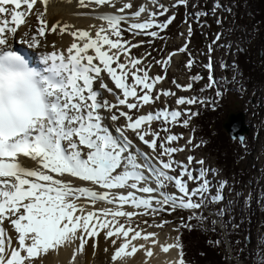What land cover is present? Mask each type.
Wrapping results in <instances>:
<instances>
[{"label":"snow or ice","instance_id":"6c2138e0","mask_svg":"<svg viewBox=\"0 0 264 264\" xmlns=\"http://www.w3.org/2000/svg\"><path fill=\"white\" fill-rule=\"evenodd\" d=\"M37 3L0 0V264H43L44 256L62 247L74 248L75 264L87 247L95 255L101 234L104 253L112 249L110 264H125L140 251L151 258L156 246L165 254L178 250L179 258L171 264H187L178 238L162 243L157 232L147 231L162 229L167 220L150 223L137 218L154 220L177 209L192 210L195 216L209 199H223L222 190L229 182L218 180L221 191L213 195L207 173L219 174L205 167L204 159L194 155L187 156L186 162L176 159V154L193 151L204 142L193 144L194 137H189L179 145L183 134L172 132L178 124L187 128L191 117L199 114L179 106L215 105V100L177 96L171 89L157 88L166 79L173 57L190 55L187 40L166 58L147 61L152 53L133 55L132 50L144 42L132 39L141 35L163 39L161 33L176 19L171 10L189 7V0H172L170 6L161 0H76L77 8L88 10L76 15L104 22L86 29L59 20L49 23L50 0H39L43 10ZM220 9L231 11L215 0L211 12ZM208 14L194 15L199 19ZM30 16L36 17L37 27L17 36ZM217 23L222 20L217 18ZM191 31L189 26V36ZM125 32L132 39H125ZM50 34H68L73 42L66 50H55V41L47 43ZM222 35L218 32L209 45L208 69L213 67V45L225 46L219 43ZM21 46L25 51L53 50L40 52L41 70H29L22 82L13 85L12 77L27 68ZM194 63L190 58L186 68ZM153 64L164 75H150ZM105 76L120 94L109 87ZM201 79L200 75L190 77L192 82ZM173 83L182 91L193 87V83ZM216 83L209 76L207 87ZM105 90L115 103L104 98ZM161 97H175L177 107L170 110L165 101L163 108L142 113ZM17 98L24 99L27 107L16 108L13 100ZM181 117L187 118L181 121ZM153 122L160 127H153ZM129 133L150 151L142 150ZM170 185L175 192L167 190Z\"/></svg>","mask_w":264,"mask_h":264},{"label":"rangeland","instance_id":"374dc122","mask_svg":"<svg viewBox=\"0 0 264 264\" xmlns=\"http://www.w3.org/2000/svg\"><path fill=\"white\" fill-rule=\"evenodd\" d=\"M234 1V0H232ZM161 2L171 4L172 0H161ZM225 7L231 9L230 12H224L223 9L218 10L215 14L211 12L215 0H189V7L179 6L178 8L172 9L171 11L175 13L176 19L173 23L161 33L163 39L152 38L147 35H141L132 39L131 35L128 32L124 33L125 39H132L133 43L143 41L139 48L132 50V54L135 56H144L147 52H151L152 55L147 58V61H153L155 59H164L168 53L173 52L180 47H182L186 40L188 41L189 54L180 53L173 57L172 63L168 67V72L166 79L157 85L158 89H171L176 92L177 96L191 97L196 96L194 90L182 91L176 88L173 80L177 84L187 85L190 83V77L193 75H200L203 79L200 80L198 87L202 88L204 85L209 83V76H212L216 81V85L209 88L208 90L212 93L221 92L220 87H225L226 97L223 101V110L221 115V120L223 124V119L227 117L230 112H244L246 116V124L250 129L249 135L245 136L244 142L241 143L239 140H231L234 149H237L238 144L240 152L238 153L239 163L238 171L244 172L243 175H240V178L249 173L251 177L249 180L244 181L241 179L237 190V195L240 202V207L244 211L250 206L259 205L260 208H263L264 203V26L260 27L259 31L252 33L250 30H244L243 26L236 22L234 19L233 9L229 5L228 0H221ZM198 11H208L209 14L204 17H197L194 15ZM171 14V12L169 13ZM31 16L28 17V24L21 26L18 30L21 33L27 30L32 22ZM217 18L222 20V23H217ZM161 21L165 17L159 18ZM30 22V23H29ZM102 23H104L102 21ZM189 26H191V34L189 36ZM220 32L223 33L221 41L219 42L224 47H215V51L211 53L212 57V69L205 67L209 63V45L213 44V40L216 34ZM181 33L184 35L182 36ZM260 35V36H259ZM151 41V43H149ZM231 45V47H227ZM240 49H246L250 52V55H253L255 58L256 67L261 73L259 79L251 80V86L245 85V80L241 75V68L236 65V53ZM30 51V50H29ZM31 52V51H30ZM33 55L34 52L32 51ZM36 58L37 55L35 54ZM194 59L195 63L191 69L186 68V64L189 59ZM146 61V62H147ZM227 64V68H223L222 65ZM258 69H254L258 72ZM254 71V72H255ZM150 75H164L163 69L159 65L153 64ZM105 82L109 84V87H112L117 94H120V90L115 89L114 83L105 76ZM98 86V85H97ZM96 86V87H97ZM105 93V92H104ZM110 95V93L108 94ZM112 95V94H111ZM110 95V96H111ZM113 96V95H112ZM211 93L204 94L201 98L210 100ZM110 102L115 103L116 100L108 98ZM165 101L170 108H176L175 97H161V101L157 102L154 105L145 106L141 111L143 114H146L148 111L163 108L165 106ZM210 102L205 104H196V105H208ZM196 105H185L179 106L180 108H190L193 112ZM123 107V106H121ZM127 110V109H124ZM135 111V110H133ZM187 117H181V121ZM123 123V120L120 121ZM194 116L191 117L189 126L187 128L180 126L179 124L172 127V132L175 134L182 133L184 139H181L178 144L184 145L189 137H194L193 144H201L199 148H196L193 151L185 149L184 152L176 154V159L186 162V158L189 155H194L197 159L205 160V167L214 169L219 175H213L211 172L207 173L208 178L211 180L212 194L216 195L221 190L219 189L218 180H227L228 186L222 190L223 199L218 201H213L209 199L207 202L211 203L219 216L223 217L225 212V207L228 203H235V197H228L229 193H234V183L236 173L233 170L232 172H227L218 167V159L216 155L210 153L209 146H206L204 139H199L195 135L193 130L194 128ZM153 127L159 128V122H154ZM223 129V126H222ZM226 135L230 138L227 132L223 129ZM163 135V132L161 133ZM131 138L139 145L142 146L141 149L148 152L150 151L147 146L139 142L135 136H132L129 133ZM135 137V138H134ZM231 139V138H230ZM238 143V144H237ZM236 156V154H235ZM196 167L195 165H193ZM223 166V165H222ZM230 170V171H231ZM179 171V170H178ZM249 176V175H248ZM195 184H190V187H195ZM169 192H175L176 189L173 186H169L167 189ZM200 210H196V214L192 210H181L177 209L176 211L169 213H163L157 217H139L138 221L142 222L143 220H149L150 223H158L161 220H167L169 223L166 224L162 229L156 227H149L154 229H159L161 231H167L171 235H174L177 239L179 234L178 226L179 225H189L194 222V219H199ZM212 218L215 220L216 215L209 212ZM246 216V215H245ZM189 217H193L189 219ZM229 218V217H228ZM257 225L251 231L249 237L241 235V242L236 245V249L246 252L248 261L242 260L239 256H235L234 250L231 248V244L228 240L225 230L222 232L224 235V243H218V246L224 247L229 251V254L232 253V258L230 264H259L264 263V229L262 226V219L258 220ZM217 227H220V230H223L221 224L216 221ZM143 226V225H142ZM103 236V234H101ZM84 254L78 255L75 261L76 264H91L89 262V247L86 248ZM101 249V250H100ZM104 247L100 248V243L98 246V252L96 251L95 255L93 252L91 254V259L96 261L95 264H109L111 254H104L102 250ZM227 251V252H228ZM51 252V251H50ZM103 252L104 256L107 257L104 259L100 258V253ZM241 252V253H242ZM88 255V256H87ZM102 256V255H101ZM89 257V258H88ZM80 259V260H79ZM107 260L106 263L103 262ZM79 261V262H78ZM103 262V263H101ZM125 264H128L125 262Z\"/></svg>","mask_w":264,"mask_h":264},{"label":"trees","instance_id":"16d2710c","mask_svg":"<svg viewBox=\"0 0 264 264\" xmlns=\"http://www.w3.org/2000/svg\"><path fill=\"white\" fill-rule=\"evenodd\" d=\"M228 1L233 9L235 21L240 23L244 30H250L254 34L257 30L259 31L260 27L264 26V0ZM236 63L241 68V75L247 87L252 85L251 80L259 79L260 74L258 73L261 72L256 67L255 58L250 55L249 51L240 49L236 53ZM254 69H258V72ZM248 79L251 80L247 81ZM190 83H193L192 90L195 91L196 96L201 97L204 94L211 93L212 100H215V105L211 103V105H197L195 107L193 112H198L199 114L194 116L195 125L193 130L199 139L205 140L206 146L210 148V153L216 155L218 167L222 170L225 169L226 173L235 170L234 172L237 174L233 185L235 194L230 192L228 197H235L236 202L226 205L223 217L218 215L211 203L206 202L201 209L199 219H194V222L189 225L178 226V239L183 245L187 264H229L230 257L227 255L226 249L218 246L219 242L224 243L225 237L215 224V220L208 214V212H211L216 215V219L223 225L235 256L248 261L250 257H248L247 253L236 249V245L241 242L242 234L245 237H249L258 220L262 219V226L260 227L264 229V203L263 208H260L259 205H254L248 207L246 211L240 207L237 195L239 183L241 179L248 181L251 175L247 173L244 178H240V175H243L244 172L238 171V166H236L239 163V144L237 143L238 147L234 149L231 139L222 129L221 115L227 89L223 86L220 87L221 96L217 97L216 93L208 90V84L200 88L198 87L200 80L196 82L190 80ZM201 89H204V91H201ZM232 168L233 170H231Z\"/></svg>","mask_w":264,"mask_h":264},{"label":"bare ground","instance_id":"6f19581e","mask_svg":"<svg viewBox=\"0 0 264 264\" xmlns=\"http://www.w3.org/2000/svg\"><path fill=\"white\" fill-rule=\"evenodd\" d=\"M142 2H147V0H142ZM149 6L151 7V5H149ZM37 7H40L41 10H43V5L39 3V0L37 3ZM84 11H88V10L77 8L76 7V0H73V2L71 4L66 3L65 0H50V3L48 5V11L46 14V19H47V21H49V23H52V22L59 20V21H61V23H67L69 25H74L75 27L84 28V29H86L91 24H95L98 26L99 24L102 23V21L94 19L92 17H85V16L76 15V13L84 12ZM98 11L102 12V11H104V9H101ZM31 18H32V22H31L30 27L31 28L37 27L36 17L31 16ZM31 18H30V20H31ZM28 30H29V28L25 31H28ZM25 31H23V32H25ZM22 33L19 31L17 33V36H20ZM53 41H55V46H56L55 50H66V48L69 47L70 44L73 42V37H71L68 34H63V35L50 34V35H47V43L49 45H51V43ZM52 50L53 49L51 47H44V48L39 49V50H31V52L33 51L34 54L37 55L36 63H38L41 68H43L44 64L40 60L39 54H40V52H51ZM96 86L97 85H94V87H96ZM104 92H105L104 93L105 99H107L108 101H109L108 98L115 100V97L112 96L111 94H110L111 96L108 95L109 93L106 90ZM110 103H112V102H110ZM171 109L172 108H170V110ZM106 123H107V121H106ZM139 147H142V146H139ZM128 210H131V209L129 208ZM181 210H187V209H181ZM147 231L157 232L159 234V239L162 243H164V242L172 243L174 240H176L175 236L171 235L167 231L165 232V231H161L159 229H154V228L147 229ZM99 241H100L99 242L100 248L105 247L103 236H101L99 238ZM138 243H143V241H138ZM73 250H74L73 247H62L59 249V251H51L46 256L43 257V264H72ZM89 250H90L89 251V257L90 258L88 257L89 262L91 264H95L96 261H93V259H91V254H92L93 250L91 247H89ZM153 251H154V256L151 258L146 257L144 252L140 251L134 257H128L126 259V262L128 264H171L172 261H175L179 258L177 249H173L169 253L165 254L161 251L159 246H156L153 249ZM97 252H98V250H97ZM110 253H112L111 248L109 249V252L107 254L109 255ZM104 254H103V252H101L99 259H104V257H105ZM105 258H107V257H105ZM106 261L107 260H104L103 262L106 263ZM103 262H101V263H103Z\"/></svg>","mask_w":264,"mask_h":264},{"label":"water","instance_id":"95a60500","mask_svg":"<svg viewBox=\"0 0 264 264\" xmlns=\"http://www.w3.org/2000/svg\"><path fill=\"white\" fill-rule=\"evenodd\" d=\"M222 126L231 140H239L241 143L244 142L245 136L250 133V129L246 124L245 113L241 111L230 112L227 117L223 119Z\"/></svg>","mask_w":264,"mask_h":264},{"label":"clouds","instance_id":"9594fccd","mask_svg":"<svg viewBox=\"0 0 264 264\" xmlns=\"http://www.w3.org/2000/svg\"><path fill=\"white\" fill-rule=\"evenodd\" d=\"M29 70H35L38 71L37 69H35L34 67H32L28 62H27V68L26 69H21L19 70V73L15 76L12 77V83L13 85H15L16 81H23L26 78V74ZM13 104L16 108L19 109H23L27 107V102L24 99H14L13 100Z\"/></svg>","mask_w":264,"mask_h":264}]
</instances>
